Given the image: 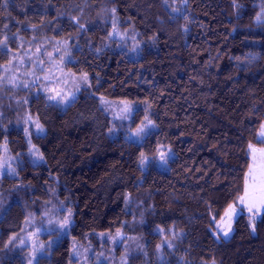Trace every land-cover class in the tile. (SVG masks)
Listing matches in <instances>:
<instances>
[{
  "label": "trees",
  "instance_id": "1",
  "mask_svg": "<svg viewBox=\"0 0 264 264\" xmlns=\"http://www.w3.org/2000/svg\"><path fill=\"white\" fill-rule=\"evenodd\" d=\"M24 51L35 65L11 74L26 87L0 84V147L25 156L30 140L43 163L0 176V264H25L28 218L59 227L51 206L71 211L68 234L35 264H72L71 240L118 231L143 243L129 264H264V212L212 233L243 193L249 144L264 146V0H0V72ZM60 54L89 81L65 108L47 98ZM99 97L132 102L134 124L155 129L141 143L110 136ZM27 118L44 133L27 138Z\"/></svg>",
  "mask_w": 264,
  "mask_h": 264
},
{
  "label": "rangeland",
  "instance_id": "2",
  "mask_svg": "<svg viewBox=\"0 0 264 264\" xmlns=\"http://www.w3.org/2000/svg\"><path fill=\"white\" fill-rule=\"evenodd\" d=\"M114 36L119 38L121 41H129L133 38H129V35L124 34L123 32H119L115 30L113 32ZM135 39V38H134ZM63 43H66L62 40ZM56 52L59 51V46H54ZM132 52L136 51V46L132 45ZM25 51L22 52L21 55L17 54L13 56L7 67H3L0 72V84L7 86L8 78H10L9 87L18 88V87H26L27 82L22 85L21 80L19 79L20 71H14L11 74V66H20L21 68H32L31 66L35 65L33 62L32 56L27 54V58L24 56ZM20 56H23L26 60L21 59ZM66 61V57L63 55H59L56 63L57 69L56 72L60 74L59 84L55 82L54 85H49L47 88V98L50 102L56 104L60 108H65L71 100L77 95L80 89H85L89 86V81L86 75L84 74H75L68 69L67 66H61L59 64ZM31 69H28V73H31ZM30 76V75H29ZM43 76V75H42ZM49 75L45 78L46 82H51V79L48 78ZM35 79V77H34ZM37 82L38 80L35 79ZM54 83V82H51ZM39 91L43 92V89H33V94L36 95ZM60 93L61 96L67 95V100L63 103L60 102V96L56 94ZM56 96V99H50V97ZM99 104L102 110L106 113V115L110 118L112 128L109 133L110 136H118L122 135L125 139L135 143H141V141L145 138V136L152 130L155 129L153 122L147 117L142 120V122L138 124H134V114L136 108L133 103L127 100H116L109 99L104 97H99ZM151 121V123H149ZM27 122L30 124L27 128H25L26 137L29 138L30 133L34 132L36 134H43L44 129L39 125L38 122H35L32 118H27ZM39 125V128L37 127ZM143 127L144 131L139 135H133L136 132L137 128ZM260 128L258 130V133ZM263 139L264 138H260ZM29 147L25 153V156L22 155H13L9 152L7 144H1V153H0V176L3 174H11L14 172L19 166L25 157L29 159L30 162L34 164L43 163V158L36 146H34L30 140H28ZM256 148H264V146L256 147ZM250 151V150H249ZM163 157V158H162ZM174 157L171 149L169 147L161 148L158 150L156 157L154 158L155 165L162 170H166L168 168V162ZM250 164H252V154L249 152ZM150 159L148 157H144L140 160V166L142 168H146ZM249 170V168H248ZM247 170V172H248ZM246 172V173H247ZM244 189H245V180H244ZM244 195V190L241 196ZM239 196L237 200L230 205L235 207L236 212L233 214L230 224L231 228L227 235L224 236V229L228 227L227 221H221V218L225 216V210L221 214L220 218L215 221L214 227L212 229V233L216 239H228L233 231V223L236 217L240 213L250 214L248 208L245 204L239 203ZM51 204V203H50ZM50 211L54 214L55 212H64L65 216L60 217L59 219V227H54L52 221L49 219L44 223H41L37 217L28 218L27 223L24 226L23 233L21 234V244L26 249L27 255L25 257V264H35L38 256L48 255L50 250L56 245L57 241L66 236L67 228L69 226L70 220L69 216L71 215V211L67 206L62 207H52ZM264 212V209L261 210L260 213ZM259 213V214H260ZM258 214V215H259ZM251 215V214H250ZM62 218V219H61ZM67 218L68 222L65 224V219ZM220 223L221 227H217V224ZM250 223V219H249ZM63 225V226H62ZM98 245L85 244L79 245L74 240H71V257L74 263L72 264H129L130 257L136 254L142 253L143 243L140 239L135 236H127L123 232L118 231L114 233H100L97 235ZM160 248H158L159 250Z\"/></svg>",
  "mask_w": 264,
  "mask_h": 264
},
{
  "label": "snow or ice",
  "instance_id": "3",
  "mask_svg": "<svg viewBox=\"0 0 264 264\" xmlns=\"http://www.w3.org/2000/svg\"><path fill=\"white\" fill-rule=\"evenodd\" d=\"M173 11L178 12L179 9L174 8ZM81 27H83V25H81ZM56 95L60 96L61 103L65 102L68 98L67 95L61 96L60 93H57ZM50 99H56V96H52ZM149 123H151V121H149ZM37 127L39 128V125H37ZM143 131V127L137 128L133 135H139ZM258 137L264 138V123L260 125ZM249 150L252 154V164L249 165V170L247 173H245L244 195L240 197L239 203L246 205L249 213L251 214L249 217L250 223L254 225L256 215L259 214L262 209H264V148H256L254 145L249 144ZM235 212V207H233V205H229L225 210V216L221 218V221L226 220L228 223V227L224 229L225 237H227L230 231V221ZM67 222L68 220L66 218L64 223L67 224ZM217 227H221V224L218 223ZM254 230L255 229L253 227V231Z\"/></svg>",
  "mask_w": 264,
  "mask_h": 264
}]
</instances>
